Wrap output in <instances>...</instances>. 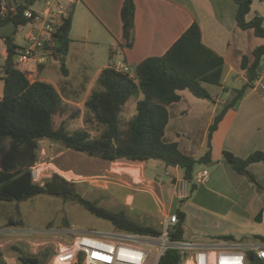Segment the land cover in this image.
I'll return each instance as SVG.
<instances>
[{"label":"trees","instance_id":"16d2710c","mask_svg":"<svg viewBox=\"0 0 264 264\" xmlns=\"http://www.w3.org/2000/svg\"><path fill=\"white\" fill-rule=\"evenodd\" d=\"M37 1L17 0L18 13L0 17V26L10 21L18 26L28 25L30 20L23 16V12ZM235 1L238 6V27L243 31L253 30L256 37L264 39V18L255 15L252 20H247L253 0ZM74 11L75 4H71L67 17L61 21L58 32L54 34L55 59L65 57L69 52ZM121 20L124 40L121 46L131 48L134 40V0L124 1ZM1 39H5L7 51L0 73V80L4 82L3 97L0 99V202H22L41 194L71 197L91 215L109 222L115 231L136 235L159 236L161 230L142 226L130 220L124 212L115 214L97 206L78 194L74 183L57 173L43 185L37 183L33 168L39 163L40 142L48 140L110 163L121 160L144 163L159 160L167 168L179 167L184 179L191 184L196 166L211 162L213 134L219 123L226 112L234 109L254 88L264 63V44L254 49L252 60L247 55L241 57L239 69L244 73L245 83L241 89L235 90L232 100L215 116L208 130L206 153L193 157L185 154L177 142L165 140L170 120L168 108L181 101L182 91L212 101L205 85L221 86L225 65L222 56L203 44L197 23L192 24L164 55L140 62L135 67L134 75L117 71L112 65L101 70L96 83L98 89L84 103L87 112L85 122L98 127L99 134L96 137L85 128L73 132L68 130V121L80 118V111H72V105L68 106L69 103L65 102L53 84L39 79L31 82L28 71L22 70L16 61L18 46L15 39ZM61 73L63 76L69 74L65 61L62 62ZM132 97L137 99L136 114L130 121H123L121 115ZM223 159L233 171L247 175L257 184L249 168L255 163L264 164L263 152H254L243 159L225 151ZM183 202L181 200L180 203ZM176 214L179 222L172 237L182 240L186 214L181 209ZM259 238L264 241V238ZM222 239L234 241L231 237ZM11 250L16 253L21 264H47V257L55 255L47 250L44 258H41L27 247L18 245H13ZM2 256L0 250V259ZM182 261V254L168 250L157 264H181Z\"/></svg>","mask_w":264,"mask_h":264},{"label":"crops","instance_id":"0c3cea01","mask_svg":"<svg viewBox=\"0 0 264 264\" xmlns=\"http://www.w3.org/2000/svg\"><path fill=\"white\" fill-rule=\"evenodd\" d=\"M124 1L66 0L67 6L75 4L71 43L64 60L69 61L67 65L69 74L63 76L61 73L62 78L57 79L62 82L67 94L85 93L87 99L90 96L88 92L95 89L103 68L114 64H125L129 68H135L149 57L162 56L192 24L197 23L201 29L203 44L225 60L220 87L222 91L231 94L230 101L232 100L235 90L228 86L230 80L241 76L245 83L244 73L239 69L241 57L247 55L252 60L254 49L264 44V39H261L259 42L256 41L255 46L253 38L249 36V34L255 35L253 30L243 31L238 27L236 22L238 6L235 0H134V40L131 48L121 46L124 42L121 20ZM33 7L39 8L37 5ZM100 44L105 48L99 49ZM87 45L95 47L84 51L82 48L88 47ZM51 60L40 66L38 70L32 69V71H35L36 79L53 84L60 92L59 87L50 81V77H45L46 72L51 69ZM3 89L4 84L0 99L3 97ZM182 92H180V102L184 100ZM62 97L70 105H79L74 99L63 95ZM216 98L218 100L214 102V106L193 103L189 109L175 112V122L179 123L184 118L189 121V128L184 129L186 135H189L187 140H184L186 135L178 132L176 127L172 128V116L169 110L170 120L166 128L165 140L167 130L170 129L173 136L169 142H177L187 155L203 156L207 151V149L202 150L205 148L209 127L215 116L230 102L220 100L218 95ZM180 102L173 105H178ZM205 116L208 117L201 139L191 140L199 131L197 125H192L193 121H201ZM225 151L243 159L257 151L264 153V63L261 76L254 88L234 109L226 112L213 134L211 162L216 165L208 171V181L201 184L198 202H190L189 195L183 198L179 196L176 186L178 182L184 180V173L179 167H165L163 162L159 164L164 167L173 186L172 199L168 204L164 202L163 186L160 187L161 196L153 191L161 206L159 211L163 220L166 215L174 214L175 211L171 212V208L175 201L185 202L182 209L186 214L184 239L195 240L196 231L192 226H195V217H197V223L201 220L210 221L216 227V237L213 240L218 242L205 244H217L224 240L223 237H231L234 242L245 244H264L259 238H264V164L255 163L249 168L257 180L256 184L247 175L236 173L225 163L223 159ZM143 164L149 165L146 162ZM143 164L139 163L140 168H144ZM205 169L206 165H197L195 174ZM193 186L197 188V185L192 184V188ZM135 203L136 199L130 196L126 206H134ZM17 232L20 230L0 229V250L3 254L0 264H21L16 253L11 250L13 240L9 238Z\"/></svg>","mask_w":264,"mask_h":264},{"label":"rangeland","instance_id":"374dc122","mask_svg":"<svg viewBox=\"0 0 264 264\" xmlns=\"http://www.w3.org/2000/svg\"><path fill=\"white\" fill-rule=\"evenodd\" d=\"M60 2L68 10L70 6L66 5V0H61ZM255 15L264 18V6L260 0H253L251 13L248 15L247 20H252ZM33 29L32 26L20 29L19 33L16 35L17 41L23 36L30 34ZM249 36L253 38L255 46L256 41H261V38L255 35L249 34ZM87 46L88 47L84 46L82 49L85 51L95 47L93 45ZM98 48L103 49L105 46L100 44ZM61 59L60 57L50 61L52 64L50 69L51 72L48 70L45 77H50V81H53L59 87L64 97L74 99L79 104H74L72 107L68 104L72 111H80V118L68 121V130L73 132L85 128L90 131L93 137H96L99 134L98 127L95 124H86L85 122L87 118L86 108L84 107V103L87 100L86 94H67L66 88L63 86L62 82L57 79L58 77L62 78L60 71L63 61H61ZM68 64L69 61H65V65L67 66ZM20 68L22 70L33 69L32 65H22ZM129 73L134 75L135 68H129ZM3 84V81L0 80V92ZM243 85L244 80L241 76H236L233 80H230L228 84L232 90H239ZM205 87L213 96L212 101L196 98L189 91H183L184 100L178 105H173L169 108L172 116L171 126L172 128L176 127L178 129L177 131L182 135L187 134L184 129L185 127L186 129L189 128L190 125L188 126L189 121L185 118L181 119L179 123L175 122L174 116L176 111L189 109L190 106H193V103L210 104V106H214V102L218 100L216 98L217 95L220 100L224 99L230 101L231 99V94L222 91L220 86L205 85ZM95 89H98L97 85ZM93 91H89L88 95ZM140 98H142V96ZM136 102L137 99L135 97H132L128 101L121 115L123 121H130L134 117L136 114ZM207 117L208 116H205L204 119L198 122L193 121L192 125H197L199 131H197L195 137H192L191 140L194 139L198 141L201 139ZM172 136L173 133L168 129L166 141L169 142ZM181 137L183 138V136ZM184 138V140H187L189 135H186ZM206 149L207 140L205 142V148L202 151ZM160 162L159 160H151L148 162L149 165L147 166L143 164L144 162H129L125 160L110 163L89 157L85 153L67 149L61 144L44 140L40 142L39 163L33 168V176L37 183L43 185L46 180L57 173L66 180L74 183L75 191L97 206L105 208L115 214L124 212L130 220L142 226L161 230L162 225H160V222L162 214L159 211L161 206L153 194V191H156L161 196L160 187L163 186L164 196H162V198L164 202L168 204L172 199L173 186L170 184L169 177L166 175L164 167L160 166ZM139 163L143 164L144 168H140ZM133 169H139V177L135 175ZM206 170L211 171L212 168H206ZM67 173L70 176L67 177ZM192 184L194 183L189 185L188 190V195L190 196L189 201L197 203L199 198L198 192L202 189V185H197V188L192 192ZM130 196L136 199L134 206H126V201L129 200ZM184 203L175 201L171 208V212H176L178 209L182 210ZM195 220V226H192L196 231L195 240L203 243L218 242L213 240L216 237V227L212 222L201 220L197 223V217H195ZM2 228L20 230V232L9 237L13 240V245L22 246L24 248L27 247L31 253L39 255L41 258H44V253L47 250L56 254V250L60 245L68 244V242L73 240V236L63 233L66 230L74 229L79 233L85 234L117 233L109 222L91 215L73 201L71 197L64 198L48 194L37 195L22 202H0V229ZM149 249L151 254L146 264H155L157 257L156 249L152 247H149ZM53 259V256L47 257V264H52Z\"/></svg>","mask_w":264,"mask_h":264},{"label":"built area","instance_id":"2783aa9c","mask_svg":"<svg viewBox=\"0 0 264 264\" xmlns=\"http://www.w3.org/2000/svg\"><path fill=\"white\" fill-rule=\"evenodd\" d=\"M39 8L33 6L24 10L23 16L30 20L26 26H18L15 32L16 61L19 66L32 65L36 71L54 58L55 39L61 21L67 17L68 10L60 0H38ZM10 13L17 14V0H0V17ZM32 26L34 29L27 36L17 41L20 29ZM0 73L6 58L7 45L0 38ZM113 68L129 72L125 64H114ZM35 71L28 70L31 82L36 80ZM209 179L208 170L194 175L193 183L205 184ZM189 185L185 179L177 183L176 189L181 198L188 195ZM179 222L176 213L168 214L162 222L161 234L136 235L117 231L114 234L79 233L74 229L63 233L73 236L68 244L60 245L52 264H146L151 254L149 247L156 249V263L168 250H175L183 255L181 264H264V244H245L229 240L208 245L197 240L174 239L173 232Z\"/></svg>","mask_w":264,"mask_h":264},{"label":"water","instance_id":"95a60500","mask_svg":"<svg viewBox=\"0 0 264 264\" xmlns=\"http://www.w3.org/2000/svg\"><path fill=\"white\" fill-rule=\"evenodd\" d=\"M17 29V24L14 21H10L7 24L0 26V38H13ZM65 57H62L61 61H64ZM216 163L210 162L206 164V168L215 166Z\"/></svg>","mask_w":264,"mask_h":264},{"label":"bare ground","instance_id":"6f19581e","mask_svg":"<svg viewBox=\"0 0 264 264\" xmlns=\"http://www.w3.org/2000/svg\"><path fill=\"white\" fill-rule=\"evenodd\" d=\"M134 166V165H133ZM134 170V173H136L137 175V177H139L140 175V171H139V169H133ZM62 174H64V173H62ZM66 176L68 177V176H70L68 173L66 174Z\"/></svg>","mask_w":264,"mask_h":264}]
</instances>
